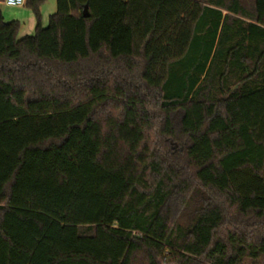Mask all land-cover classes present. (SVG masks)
I'll list each match as a JSON object with an SVG mask.
<instances>
[{
    "label": "trees",
    "instance_id": "trees-1",
    "mask_svg": "<svg viewBox=\"0 0 264 264\" xmlns=\"http://www.w3.org/2000/svg\"><path fill=\"white\" fill-rule=\"evenodd\" d=\"M43 1L0 8V264H264V0Z\"/></svg>",
    "mask_w": 264,
    "mask_h": 264
},
{
    "label": "rangeland",
    "instance_id": "rangeland-1",
    "mask_svg": "<svg viewBox=\"0 0 264 264\" xmlns=\"http://www.w3.org/2000/svg\"><path fill=\"white\" fill-rule=\"evenodd\" d=\"M0 8L6 10L9 13V17H5V21L17 20L20 23V29L18 32V37H24L26 35H31L34 32L35 18L32 11L29 8L23 7L18 9V7H6L3 3H0ZM39 11L41 14L42 25L45 27L48 22V16L55 11V0H44L39 6Z\"/></svg>",
    "mask_w": 264,
    "mask_h": 264
},
{
    "label": "built area",
    "instance_id": "built-area-1",
    "mask_svg": "<svg viewBox=\"0 0 264 264\" xmlns=\"http://www.w3.org/2000/svg\"><path fill=\"white\" fill-rule=\"evenodd\" d=\"M3 4L8 7H22L25 4V0H4Z\"/></svg>",
    "mask_w": 264,
    "mask_h": 264
},
{
    "label": "crops",
    "instance_id": "crops-1",
    "mask_svg": "<svg viewBox=\"0 0 264 264\" xmlns=\"http://www.w3.org/2000/svg\"><path fill=\"white\" fill-rule=\"evenodd\" d=\"M4 6H6V5H4ZM6 7H8V6H6ZM23 7H24V6H22V7H18V9L23 8ZM9 8H10V7H9ZM1 11H2V9H1ZM2 15H3V18H4V19H5L6 16H8V17L10 16L9 13H8L6 10H3V11H2ZM41 20H42V19H41Z\"/></svg>",
    "mask_w": 264,
    "mask_h": 264
},
{
    "label": "water",
    "instance_id": "water-1",
    "mask_svg": "<svg viewBox=\"0 0 264 264\" xmlns=\"http://www.w3.org/2000/svg\"><path fill=\"white\" fill-rule=\"evenodd\" d=\"M4 0H0V3H3ZM84 16H87L86 10H84Z\"/></svg>",
    "mask_w": 264,
    "mask_h": 264
}]
</instances>
